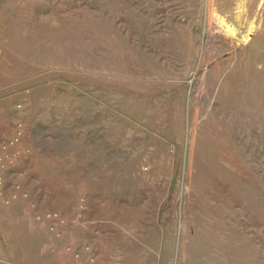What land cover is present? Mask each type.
<instances>
[{"label":"rangeland","instance_id":"374dc122","mask_svg":"<svg viewBox=\"0 0 264 264\" xmlns=\"http://www.w3.org/2000/svg\"><path fill=\"white\" fill-rule=\"evenodd\" d=\"M233 1L0 0V264H264V38Z\"/></svg>","mask_w":264,"mask_h":264},{"label":"bare ground","instance_id":"6f19581e","mask_svg":"<svg viewBox=\"0 0 264 264\" xmlns=\"http://www.w3.org/2000/svg\"><path fill=\"white\" fill-rule=\"evenodd\" d=\"M231 4H232V7L229 9L228 14H223V17L221 16L222 17L221 20H223V22H226L224 27L226 28L227 32L231 35L232 39L233 38L235 40L238 39L240 44L245 45V44H254L257 40L264 38V0H234L233 2H231ZM235 20L239 21L240 23H243L242 29H240L239 27L234 25ZM227 21H228V23H227ZM196 112H197V108L194 111L193 120L198 119V115H196ZM195 124H196L195 127H197V130L199 132L203 133V131H205L207 133H210L208 131V129H203L201 119H199ZM193 133H194V131H193ZM193 133L188 135V140L194 142V146L192 145L193 149H194V147H196V145L198 144V139H196V132L194 134ZM189 151H190V148H189ZM191 154H192V150H191ZM192 158L194 159V155ZM190 164H191V162H190ZM197 172H198L197 166H194V171L192 173H190L189 171H188V173H187V171L185 172V185L183 187V192L188 193L189 187H192V186H195V187H193L192 189H194V190H191L190 192H195L199 189V187H201L198 184L192 183L193 182L192 179L197 175ZM184 196H185V194H182V196H181V201H180L181 207H183V205H184L183 199H182ZM192 200L194 201V199H192ZM218 203L220 205H223L222 201H219ZM187 204L189 205V203H187ZM187 204L185 203L186 207H188ZM197 204H199V203H196V205ZM193 207H194L193 204H191V206L189 208H187L189 210V212L192 211ZM198 208H199V205H198ZM198 208L196 209V211L198 210ZM194 212L192 213L193 217L191 218V221L189 220L191 226L193 227L192 228L193 234L189 233V231L187 229L188 228L187 225H186L187 226V228H186L187 233H185L186 230H184V232H181V228H180V232L178 233L180 245H182V246L188 245L187 246L188 248L190 245V251H189L188 255H190V252L192 253L193 248L199 243V239H201V236H202L201 235V229H202V227H207L206 222H208V220H209L206 215L203 216V213L201 215L199 213V210L196 213H194ZM201 212H202V210H201ZM188 217H189V215H188ZM184 256L182 258H184ZM184 261H185V259H184ZM185 262H187V260Z\"/></svg>","mask_w":264,"mask_h":264}]
</instances>
